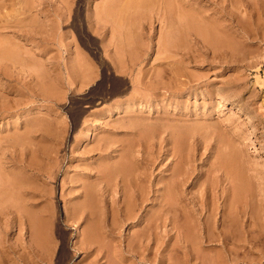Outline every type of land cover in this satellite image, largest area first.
<instances>
[{
  "label": "rangeland",
  "instance_id": "1",
  "mask_svg": "<svg viewBox=\"0 0 264 264\" xmlns=\"http://www.w3.org/2000/svg\"><path fill=\"white\" fill-rule=\"evenodd\" d=\"M13 1L0 0L3 22L6 14L14 24L0 30V182L9 195L0 188L50 238L29 250L28 217L23 230L19 217H0V264H264V0ZM107 7L112 27L101 22ZM164 12L171 24L221 33L214 45L185 31L173 40ZM172 150L190 164L177 187L188 200L173 196L164 216L159 200L180 161ZM231 153L239 166L220 169ZM114 164L130 173L107 177L103 193L98 176ZM129 186L148 190L134 218ZM186 204L193 217H182Z\"/></svg>",
  "mask_w": 264,
  "mask_h": 264
},
{
  "label": "bare ground",
  "instance_id": "2",
  "mask_svg": "<svg viewBox=\"0 0 264 264\" xmlns=\"http://www.w3.org/2000/svg\"><path fill=\"white\" fill-rule=\"evenodd\" d=\"M11 1H13V0H11ZM16 1V0H15ZM15 1H13V2H15ZM18 1V0H17ZM148 1V0H147ZM152 1V0H151ZM150 1V2H151ZM161 1V0H160ZM111 2V1H110ZM109 2V3H110ZM114 2V1H113ZM113 2H112V4H113ZM149 2V1H148ZM8 3V2H7ZM22 3V2H21ZM124 3V2H123ZM147 3V2H146ZM178 3V2H177ZM2 4V3H1ZM28 4V3H27ZM27 4H26V6H27ZM121 4V3H120ZM150 4V3H149ZM166 4V3H165ZM168 4V3H167ZM175 4V3H174ZM31 5V4H30ZM160 5V4H159ZM31 6H33V5H31ZM67 6V5H66ZM107 6V5H106ZM126 6L127 5H124L123 7H122V11H124V9H126ZM129 6V5H128ZM140 6V5H139ZM148 6V5H147ZM170 6V5H169ZM182 6V5H181ZM4 7V6H3ZM16 7V6H15ZM34 7H36V6H33V8ZM64 7V6H63ZM68 7V6H67ZM67 7H65V8H67ZM110 7V6H109ZM109 7H107V9H108V11H103L104 13H105V15L103 14H101L102 15V17H104V16H106L104 19L102 18L101 19V22L102 21H104L103 23L105 24V26L107 25V24H110L111 26L110 27H112V25H114L115 23H114V21L113 20H111V18L113 19V15H114V13H112L111 11H109ZM113 7V6H112ZM151 7V6H150ZM23 8H24V6H23ZM31 7H29V9H30ZM32 8V9H33ZM105 8V7H104ZM140 8H142V7H140ZM145 8V7H144ZM148 8V7H147ZM160 8V7H159ZM26 9V8H25ZM165 9H168V8H165ZM169 9H171V8H169ZM180 9V8H179ZM225 9V8H224ZM18 10V9H17ZM17 10L15 9V11H16V13H17ZM20 10V9H19ZM27 10V9H26ZM110 10H112V8L110 9ZM145 10V9H144ZM23 11H24V9H23ZM29 11V10H28ZM28 11H26V12H28ZM65 11V10H64ZM98 11V10H97ZM116 11V10H115ZM122 11H121V15H122ZM29 12H32L31 11V9H30V11ZM28 12V13H29ZM111 12V13H110ZM128 12V11H127ZM136 12V11H135ZM170 11H166V13L168 14ZM194 12V11H193ZM4 13V12H3ZM15 13V14H16ZM24 13V12H23ZM98 13V12H97ZM96 13V14H97ZM100 13H101V11H100ZM118 13V14H119ZM124 13V12H123ZM129 13V12H128ZM132 13H133V11H132ZM137 13V12H136ZM186 13V12H185ZM1 14V13H0ZM15 14H14V16H15ZM19 14L21 15L22 13H20L19 12ZM175 14H176V12H175ZM3 15V14H2ZM2 15H0V30H6V29H8L9 27H11L10 25L8 26V24L10 23V24H12L11 22H13V21H11V22H9V23H6V22H8V19H7V16H6V14L4 15V18H5V22H3V16ZM8 15V14H7ZM17 15V14H16ZM100 15V16H101ZM116 15V14H115ZM114 15V16H115ZM170 15V14H169ZM169 15H165V12H164V15H163V19L161 20L164 24H166L165 25V27L167 28V33L169 34V37H173V36H175L174 38L175 39H177L176 38V36L179 34L180 36H183V34L185 33V32H188L187 34H191L192 35V32L193 33H198L197 35L198 36H201V37H204V39H206V41H211V43H212V40L214 39V37L216 38V36H217V34H219V33H221V31H220V28H218L217 29V27L215 28V26L214 27H208L206 24L205 25H202L201 23H198V21H192V22H190L188 25H185V26H181L180 25V22H178L179 20V17H176L177 18V20L178 21H176L174 24H171L169 21ZM177 15V14H176ZM13 16V15H12ZM19 16V15H18ZM117 16H119V15H117ZM116 16V17H117ZM171 16V15H170ZM178 16V15H177ZM25 17V16H24ZM116 17H115V19L114 20H116ZM142 17V16H141ZM157 17V16H156ZM230 17V16H229ZM125 18V17H124ZM126 18H128V17H126ZM149 18V17H148ZM151 18V17H150ZM160 18V17H159ZM162 18V17H161ZM182 18H183V16H182ZM188 18V17H187ZM232 18V17H231ZM10 19V18H9ZM117 19H120L119 17H117ZM144 19V18H143ZM156 19V18H155ZM190 19V18H189ZM189 19H187V21L189 20ZM193 19V18H192ZM202 19V18H201ZM16 20V19H15ZM23 20V19H22ZM130 20V19H129ZM134 20V19H133ZM149 20V19H148ZM159 20V21H160ZM184 20V19H183ZM119 21V20H118ZM127 21V20H126ZM34 22V21H33ZM120 22V21H119ZM140 22V21H139ZM173 22V21H172ZM231 22V21H230ZM21 23V22H20ZM100 23V22H99ZM16 24V23H15ZM139 24V23H138ZM12 25H14V24H12ZM17 25V24H16ZM121 25V24H120ZM184 25V24H183ZM18 26H20L21 27V25H18ZM24 26H28V24H26L25 25V23H24ZM127 26V25H126ZM13 27H15V26H13ZM17 27V26H16ZM29 27V26H28ZM30 27H31V25H30ZM108 27V26H107ZM121 27V26H120ZM162 27H163V25H162ZM165 27H163V28H165ZM118 28V27H117ZM134 28V27H133ZM140 28V27H139ZM229 29V28H228ZM111 30V29H110ZM120 30V29H119ZM122 30H124V29H122ZM166 30V29H165ZM164 30V31H165ZM31 31V30H30ZM137 31V30H136ZM185 31V32H184ZM130 32V31H129ZM162 32V31H161ZM119 33V32H118ZM121 33V32H120ZM167 33H166V35H167ZM0 34H2L1 35V37L4 35L2 32H0ZM28 34H30V33H28ZM27 34V35H28ZM162 34V33H161ZM178 35V36H179ZM195 35V34H194ZM179 36V37H180ZM167 37H168V35H167ZM166 37V38H167ZM171 37V39H173L174 40V38H172ZM126 38H127V36H126ZM118 39V38H117ZM120 39V38H119ZM167 39H169V38H167ZM166 39V40H167ZM180 39V38H179ZM3 40H5V38L3 39ZM173 40H169V41H173ZM197 40V39H196ZM166 42V41H165ZM168 42V41H167ZM179 42V41H178ZM0 43H2V42H0ZM168 43H170V42H168ZM209 43L210 45H214V43ZM166 44V43H165ZM212 45V46H213ZM121 46V45H120ZM167 47H168V44H167ZM3 48V49H2ZM165 48H166V46H165ZM6 49V48H5ZM183 49V48H182ZM7 50V49H6ZM4 51V47H3V44H0V74L1 75H4L5 73L4 72H2L1 70L3 69L4 70V61H2L3 60V58L5 57L4 56V54H5V52H3ZM164 51V50H163ZM162 52V51H161ZM7 53H8V51H7ZM179 53V52H178ZM164 54V53H163ZM6 55V54H5ZM171 55V54H170ZM168 56V55H167ZM10 57V56H9ZM18 57V56H17ZM164 57V56H163ZM170 57V56H169ZM224 57V56H223ZM20 58V57H19ZM19 58H17L16 60H18ZM13 59V58H12ZM11 59V60H12ZM166 59V58H165ZM5 60V59H4ZM155 60V59H154ZM162 60V59H161ZM19 61H20V59H19ZM17 64V63H16ZM13 65V64H12ZM15 68V67H14ZM157 70V69H156ZM83 72V71H82ZM89 85V84H88ZM115 89V88H114ZM2 90V89H1ZM166 90V89H165ZM172 92V91H171ZM5 106L3 105V104H1V108H0V112L1 113H3V111H4V108ZM6 110V109H5ZM244 119L245 120H247V119H252V116H250L248 113H245V117H244ZM199 124V123H198ZM192 130V129H191ZM205 131V130H204ZM164 134V133H163ZM193 134V133H192ZM195 134V133H194ZM208 134V133H207ZM146 137V136H145ZM182 137V136H181ZM7 141V140H6ZM2 142V141H1ZM132 142V141H131ZM27 144V143H26ZM2 145V144H1ZM175 147V146H174ZM174 147H173V149H174ZM6 148V147H5ZM142 148V147H141ZM180 150V149H179ZM225 150H227V149H225ZM178 151V150H177ZM7 152V151H6ZM142 152V151H141ZM148 152V151H147ZM232 154V153H231ZM235 154V153H234ZM172 155H175L176 156V158L177 159H181V157L179 158L178 156V154H177V152H176V150H172ZM130 156V155H129ZM160 156V155H159ZM230 156V155H229ZM131 157V156H130ZM215 157V156H214ZM238 157V156H237ZM126 158V157H125ZM182 159H185V158H182ZM181 159V160H182ZM226 160H224L223 161V164H222V168L220 167V169H226L225 171H227V170H233V168H234V166H235V164H236V166H239V164L237 165V163H239V162H237L239 159H237L236 158V156L235 155H231V157H229L228 159L227 158H225ZM179 161L178 162V164H176L173 168H172V173H171V175H169L170 177V179L172 180L171 181V184L170 183H168L167 185L169 186L170 185V187L168 188L169 190H167V188L165 189V187H164V190H165V192H166V190H167V195H168V198H167V196H161L160 198H161V200H159V202H160V207H161V211L159 212V214H161V215H169L170 213H172L173 212V207H175V206H173L172 207V205H171V200H169L170 198H172L173 196L175 197L176 196V198L177 199H179L178 200V202L180 201H184V200H188V198H186V196H184L185 194H183V192H184V190H178L177 189V187H180V188H182L183 186H184V184H185V182L187 181V178H188V173H187V171L186 172H184V170L182 169L185 165L187 166V167H189V162H188V158L185 160V161ZM112 161V160H111ZM220 161V160H219ZM131 162V161H130ZM139 162V161H138ZM137 162V163H138ZM145 162V161H144ZM109 163V162H108ZM118 163V162H117ZM128 163V162H127ZM121 167H122V165H124L123 163H118ZM117 164V165H118ZM117 165H113V167H109V166H107V165H104L105 167L100 171V173H101V176H100V174H99V176H98V178L99 179H101V185L104 183V187H102L103 188V190H102V192L103 191H105V190H107V186H110V185H108L109 184V182H108V180H107V177H114V176H111V175H115V173H116V178L115 179H117V175L119 174L118 172H120V173H122V171H124L123 173L124 174H121V176H123V177H125V175H128V174H126V173H130V171H128L127 170V168L128 167H130V166H128V165H126V167H124V169L121 171V167H120V169L118 168V166ZM194 165V164H193ZM219 165V164H218ZM112 166V165H111ZM125 166V165H124ZM135 166V165H134ZM195 166V165H194ZM187 167H185L186 169H187ZM191 167V166H190ZM224 167V168H223ZM125 168H126V170H125ZM236 168V167H235ZM101 169V168H100ZM129 169H131V168H129ZM239 169V168H238ZM145 170V169H144ZM231 170V171H232ZM236 171H238L237 169H235ZM235 170H234V172H235ZM239 170H241V169H239ZM2 171V170H1ZM98 171V170H97ZM118 171V172H117ZM191 171V170H190ZM228 171V172H229ZM230 171V172H231ZM193 172V171H192ZM233 172V171H232ZM1 173V172H0ZM139 175H137L138 176V178H139V181L141 182V180H148L149 179V176H148V174L147 173H144V172H141V170H140V173H139V171L137 172ZM239 175L241 174V173H238ZM238 175V176H239ZM119 176V175H118ZM142 176H144V178L142 179ZM130 177V176H129ZM166 177V176H165ZM190 177H191V175H190ZM3 178V177H2ZM119 178V177H118ZM121 178V177H120ZM9 179V178H8ZM123 179V178H122ZM125 179V181H123V182H126L127 180L126 179H128V178H124ZM123 179V180H124ZM169 179V180H170ZM190 179V178H189ZM143 180V181H144ZM116 181V180H115ZM150 181V180H149ZM230 181V180H229ZM100 182V181H99ZM117 182V181H116ZM120 182V181H119ZM132 183V181H130V179H129V183ZM146 182V181H145ZM236 182V181H235ZM243 182H244V180H243ZM128 183V184H129ZM144 183V182H143ZM166 183V182H165ZM242 183V182H241ZM246 183V182H245ZM19 184V183H18ZM145 184V183H144ZM6 185V184H5ZM113 185V184H112ZM115 185V184H114ZM132 185V184H131ZM181 185V186H180ZM242 185V184H241ZM259 185V184H258ZM2 186V184H1V182H0V187ZM3 186H4V184H3ZM2 186V189L4 190L5 188ZM7 187H8V184L6 185ZM244 186V185H243ZM111 187V186H110ZM99 188H101V187H99ZM101 188V189H102ZM121 188V187H120ZM138 188V187H137ZM239 189H241V191H238V192H242V188L241 187H238ZM1 188H0V217H10V215H12L11 217L13 218V217H15V218H17V217H19V218H17L18 220L19 219H21V218H27L25 221V223L27 224L26 226H28L29 225V230L31 231V236H30V245H29V247H27L29 250H31V249H37L36 248V246H35V244L37 245L38 244V239H40V242H42L41 243V246H42V244L44 243V244H46V240H49V238L48 239H46V237H44L45 236V234H44V236H43V230L41 231V229H39V228H42V227H39L40 226V223H39V221H37L38 223H36V224H34L36 221V219H38V218H36L35 219V215L34 214H31V213H29V214H25L26 216H24V214L22 213V211L20 212V208H19V206H18V204L17 205H14L13 203H9V201H8V199H7V196H5L6 194H8V192L6 191V189L4 190L5 192H7V193H4L3 194V190H2ZM129 191H130V195H132V200L130 199L129 200V198H128V200L129 201H126V203H127V206H125L126 208H127V210H128V217L129 216H131L132 215V217H133V215H134V209L135 208H137L136 206H138V203H139V205L140 204H142V203H144L146 200H148L149 199V197L147 196L148 194H146L147 193V191L145 192V194L143 193V192H138V191H136L134 188H130V186H129ZM151 189V188H150ZM155 189V188H154ZM244 190V189H243ZM179 191V192H178ZM99 192V191H98ZM104 193V192H103ZM108 193H109V191H108ZM187 193V192H186ZM86 194V193H85ZM102 194V193H101ZM106 194V193H105ZM165 194V193H164ZM9 195V194H8ZM104 195V194H103ZM187 195V194H186ZM238 195H239V193H238ZM87 196V195H86ZM89 196V195H88ZM105 196V195H104ZM134 196V197H133ZM240 196V195H239ZM173 197V198H174ZM9 198V197H8ZM92 198V197H91ZM88 199V198H87ZM87 199L85 200V202L87 201ZM175 199V198H174ZM91 200V199H90ZM176 200V199H175ZM191 200V199H190ZM193 200V199H192ZM18 201V200H17ZM204 201V200H203ZM83 202V201H82ZM88 203L90 202L89 201V199H88V201H87ZM86 202V203H87ZM148 202V201H147ZM173 200H172V204H173ZM176 202V201H175ZM84 204V205H88V204ZM192 203V202H191ZM9 204H11L12 205V207H14V210H11V208H9L8 206H11V205H9ZM90 204V203H89ZM218 204V203H217ZM83 205V206H84ZM96 205V204H95ZM176 205V204H175ZM193 205H195V204H193ZM196 205H197V203H196ZM195 205V206H196ZM141 206V205H140ZM192 206V205H191ZM94 207V206H93ZM180 207V206H179ZM182 207V217H193V215H190L191 213H190V211H193L191 208H189L188 207V204H186L185 206H181ZM180 207V208H181ZM199 207V206H198ZM13 209V208H12ZM83 209V208H82ZM97 210V209H96ZM79 211H81V210H79ZM78 211V212H79ZM179 211H180V209H179ZM91 212V211H90ZM139 212V211H138ZM177 212V211H176ZM193 213V212H192ZM83 214V213H82ZM96 214V213H95ZM184 215V216H183ZM200 214H198V216H199ZM95 216V215H94ZM137 216V215H136ZM197 216V215H196ZM202 216V215H201ZM161 217V216H160ZM178 217H181V216H178ZM23 218V219H24ZM134 218V217H133ZM176 218V217H175ZM1 219V218H0ZM16 219V222L18 221ZM13 220V219H12ZM21 221V222H20ZM42 220H40V222H41ZM46 221V220H45ZM174 221H175V219H174ZM222 221V220H221ZM153 222V221H152ZM161 222V221H160ZM188 222V221H187ZM186 221L185 222H183V223H187ZM18 225H17V230L18 229H20V230H23L24 228V222L22 221V219L21 220H19L18 222ZM44 223V222H43ZM47 223V222H46ZM203 223H204V221H203ZM48 224V223H47ZM153 224V223H152ZM217 224V223H216ZM221 224V223H220ZM34 225H35V227H34ZM16 226V225H15ZM46 226H49V225H46ZM45 226V227H46ZM153 226V225H152ZM32 227L33 228H37V233L38 234H34L33 235V233H34V231H32ZM44 227V228H45ZM158 227V226H157ZM151 228V227H150ZM183 228H184V239L186 238H189L190 239V236H191V233H190V228H191V226H190V224L189 225H184L183 226ZM48 229V228H47ZM50 229V228H49ZM89 229V228H88ZM91 229V228H90ZM41 232H40V231ZM94 230H95V228H94ZM29 231V232H30ZM35 231V232H36ZM44 231H46L45 229H44ZM47 231H50V230H47ZM87 231V230H86ZM90 231V230H89ZM91 231H92V229H91ZM22 232V231H21ZM91 233V232H90ZM88 234V233H87ZM94 234V233H93ZM229 234V233H228ZM37 235H39L38 237H40L41 236V238H38L37 237ZM213 235V234H212ZM220 235H222V234H220ZM88 236V235H87ZM135 236V235H134ZM214 236V235H213ZM217 236V235H216ZM48 237V236H47ZM137 237V236H136ZM192 237V236H191ZM223 237V236H222ZM228 237V236H227ZM195 238H197V237H195ZM210 238V237H209ZM229 238V237H228ZM95 239H97L96 237H95ZM38 240V241H37ZM94 239H92V241H93ZM211 240V239H210ZM213 240V239H212ZM29 241V240H28ZM34 241H36V242H34ZM91 241V242H92ZM207 241H208V239H207ZM206 241V242H207ZM222 241H224V239L222 240ZM39 242V243H40ZM224 243V242H223ZM44 244H43V246H44ZM49 244V243H48ZM22 245V244H21ZM39 245V244H38ZM40 245H39V247H41ZM42 246V247H43ZM47 246V245H46ZM221 247V246H220ZM45 248V247H44ZM40 249V248H39ZM230 249V248H229ZM20 251H21V249H20ZM36 251V250H35ZM30 252V251H29ZM46 252V251H45ZM34 253H36V252H34ZM33 253V254H34ZM40 253V252H39ZM220 253V252H219ZM25 254V253H24ZM9 255V254H8ZM30 255V254H29ZM36 255V254H35ZM201 255V254H200ZM215 255V254H214ZM231 255V254H230ZM218 256V255H217ZM2 257V256H1ZM32 258V257H31ZM210 258V257H209ZM61 259V258H60ZM234 259V258H233ZM7 260V259H6ZM26 260V259H25ZM28 260V259H27ZM32 260V259H31ZM30 260V261H31ZM236 260V259H235ZM209 261V260H208ZM226 261V260H225ZM224 261V262H225ZM231 261V260H230ZM16 262V261H15ZM14 262V263H15ZM32 262V261H31ZM30 262V263H31ZM235 262V261H234ZM206 263V262H205ZM209 263V262H208ZM24 264V263H23ZM215 264V263H214Z\"/></svg>",
  "mask_w": 264,
  "mask_h": 264
}]
</instances>
